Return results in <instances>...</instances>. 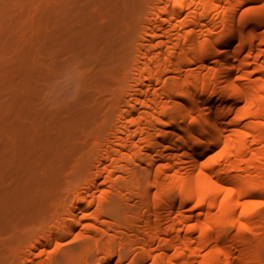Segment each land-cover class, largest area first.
Here are the masks:
<instances>
[{"label":"bare ground","instance_id":"obj_1","mask_svg":"<svg viewBox=\"0 0 264 264\" xmlns=\"http://www.w3.org/2000/svg\"><path fill=\"white\" fill-rule=\"evenodd\" d=\"M147 6L153 14L139 31L143 44L131 23L119 37L112 26L100 38L90 18L78 16V26L91 22L83 24L88 39L96 35L102 43L72 24L87 40H68L82 47L77 52L101 43L106 71L132 57L122 71L109 72L123 85L107 111L129 108L90 139L83 140L87 128L78 130L80 137L73 131L82 138L73 148L79 157L63 188L48 175L60 174L70 154L62 153L61 162L58 152V163H45L53 166L48 179L40 174L47 165L33 172L41 175L37 185L52 180L59 198L69 184L93 175L55 224L66 235L84 227L76 237L81 251L42 260L40 239L53 233L41 231L30 249L19 248L22 264H123L124 250L141 252L152 264H264V236H258L264 213L252 208L253 197L264 194V0H149ZM226 224L238 232L231 235Z\"/></svg>","mask_w":264,"mask_h":264},{"label":"rangeland","instance_id":"obj_2","mask_svg":"<svg viewBox=\"0 0 264 264\" xmlns=\"http://www.w3.org/2000/svg\"><path fill=\"white\" fill-rule=\"evenodd\" d=\"M148 1L0 0V264H22L17 256L19 248L27 245V249H30L33 236L41 231L51 230L53 233L50 238L40 239V246L46 250H37L36 253H40L42 260L57 261L65 255L72 256L81 251L82 243L76 240V237L84 227L79 226L74 233L66 235L61 232L60 227H55V224L56 220H62L64 209L75 201L77 187L93 174H86L81 180H77L75 185L72 184L74 188L69 184L68 191L58 190V195L62 192L60 198L55 196L56 191L52 192L53 188L49 187V183L56 182L58 187L63 188L67 176L71 174L69 180L74 177L73 172L79 155L73 148L75 143L82 139L79 140L74 133L76 141H73L74 130L76 132V129L80 131V128H87L83 130L86 132L83 137H88L83 140L90 139L98 130L105 128L106 124L119 122V119H122V110L129 108L124 106L121 111H107L110 98L118 93L123 85L122 82L113 81L109 72L116 68L122 71L124 64L132 63V57H124L115 63L118 66L106 71L100 38L104 37V32H109L108 29L114 30V26L117 32L114 34L119 37L123 25L131 23L137 42L143 44L144 38L139 31L153 14L147 6ZM78 16H85L84 21L87 23L86 17L90 18L96 25L94 31H98V35L102 33L100 38H96V35H90L95 33L91 31L94 26L89 27V35L100 40L99 45L96 42L93 44L95 38L88 35V39V29L83 26L85 23L87 28L91 22L88 26L86 22L82 24V19L77 18ZM76 18L80 19L79 26ZM73 23L78 27L81 24L85 29V32L83 29L82 32L87 33L85 37L88 40L93 39L92 43L87 41L92 45H87V42L85 44L88 50L90 47L94 48L95 53L91 50L90 54L88 50L83 49L76 51L82 47L78 44L80 47L77 48L74 43H84L87 39H80L81 31L75 32L78 27L71 31ZM71 35L75 42L68 40ZM67 42H71L70 45ZM71 45L73 47L70 49ZM95 45L99 46L98 49ZM140 48L141 52L146 51V47ZM89 97L91 100H88ZM80 132L82 133V130ZM39 146L43 150H40ZM58 152H61L59 159L62 153L66 152L67 155H64L68 157L70 154V160H65L64 166L59 164L58 167H62V170L58 169L56 164L61 172L55 176L47 173L53 166L45 163H51L50 161L55 159L53 162L58 163V158L54 159ZM34 164L36 167L38 165L37 170L32 169ZM45 165L46 174L41 170ZM33 172H42L40 174L46 178L49 174L50 179L55 181L37 185L35 179L39 182L45 177L38 174L42 179L38 176L36 178L37 173L34 175ZM145 182L144 186L147 184ZM252 201L253 210L264 213V207L260 206L264 203V194H258ZM75 213L79 215L80 211L75 209ZM261 226L264 230V224ZM226 229L231 235L238 232L237 228L228 224ZM242 232L251 238L254 235L247 230ZM258 236L263 237L264 232L260 231ZM56 242L65 244L56 252H49ZM122 253L125 254L123 264H152V260L149 259L150 263L141 252L130 255L124 250ZM260 254L264 263V249Z\"/></svg>","mask_w":264,"mask_h":264},{"label":"snow or ice","instance_id":"obj_3","mask_svg":"<svg viewBox=\"0 0 264 264\" xmlns=\"http://www.w3.org/2000/svg\"><path fill=\"white\" fill-rule=\"evenodd\" d=\"M262 10H264V9H262ZM229 191H231V189H229ZM260 206H261V207H264V203H262Z\"/></svg>","mask_w":264,"mask_h":264}]
</instances>
